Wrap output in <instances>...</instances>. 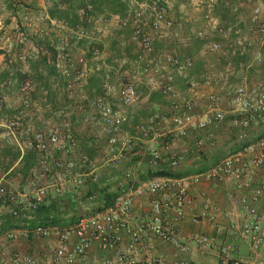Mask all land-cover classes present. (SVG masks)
I'll return each instance as SVG.
<instances>
[{
    "label": "built area",
    "instance_id": "2783aa9c",
    "mask_svg": "<svg viewBox=\"0 0 264 264\" xmlns=\"http://www.w3.org/2000/svg\"><path fill=\"white\" fill-rule=\"evenodd\" d=\"M222 2L233 14H237L244 5L250 7L249 35L242 34L239 28L222 24L211 9L204 12L202 23L195 33L205 41L203 50L206 52L222 55L230 50L245 56L235 69L239 79L236 83L229 82L227 69L207 64L200 82L189 78L187 86L179 89L175 85L174 74L186 75L194 65L193 59L159 51L155 47L159 39L169 41L181 38L172 17L174 0H147L142 3L129 0L126 10L115 19L114 24L119 29L132 28L135 56L130 61L121 56L112 59L117 67L116 81L112 80L108 70L98 73V94L89 96L85 91L90 68L86 55H76L65 34L55 43L54 62L72 100L69 110L73 121L66 120L55 128L23 126L20 119L27 115L32 102L29 85L21 86L20 116L0 122V139L14 142L21 150L36 152L41 176L51 169L55 173L50 184L46 182L36 186L32 190L33 195L28 197L4 183L7 171H3L0 163V197L13 204L9 209L12 215L26 217L28 211L43 201L49 187L53 188L56 197L65 198L69 183L83 187L86 176L92 181H99L102 176L93 169L96 162H102L111 170H122L123 174V178H118L117 193L107 207L95 209L89 214L82 213L67 226L36 225L31 229L40 238H54L56 241L50 252L42 254L48 264L84 261L93 244L101 251L112 252L118 264H137L134 254L153 248L156 239L172 246L175 254L189 252L190 245L180 239L176 227L168 224L167 218L170 210L174 211L175 221L183 218L184 207L188 203V188L202 180H225L231 184L229 198L237 208L235 212L220 210L215 204L206 202L195 215V220L208 221L213 225L215 234L227 231L238 234L247 241L252 254L248 259L230 258L229 253L236 251L237 247L222 243L218 246L219 264H264V137L252 138L250 134L252 126L264 125V80L254 78L264 68V0ZM91 8L87 5L86 9L78 10L80 22H84L87 10ZM36 21H49L54 28L66 29V23L50 19L45 11L38 13ZM45 29L38 28L36 34H46ZM76 34L79 38L88 39V45L94 40V36H89L83 27H78ZM23 37L22 33H18L16 41L22 42ZM12 44V40L8 41L9 47ZM90 53L91 58L96 59L100 50L93 47ZM31 55L24 52L19 58L25 60ZM141 83L151 93H159L167 100L168 111L154 110L136 122L134 129L138 135L145 138L177 131L184 136L188 129H196L207 137L209 145H213L215 131L223 126L230 112V125L235 128L234 142L238 147L203 172L182 177L155 176L136 184L139 167L132 164L125 168L124 163L140 136L124 133L123 127L132 117L131 106L139 99L138 86ZM212 85L216 87V92H208L202 98V88ZM223 102L228 105V111L221 107ZM77 123L91 129V137L106 138V146L99 150L95 160L78 148L73 133V125ZM197 147L198 150L204 147L202 139L197 141ZM163 149L170 153L172 166H177L183 159V154L171 151L169 145ZM55 150L61 153L59 157H52L51 152ZM148 154V165L156 167L162 157L161 150L149 148ZM105 179L109 181L112 177L107 175ZM145 194L152 197L150 216L146 222L133 224L130 218L134 200ZM23 210L27 211L26 214L21 213ZM192 240L202 247L215 246L213 238L208 235L195 234ZM175 260L174 264H190L187 259ZM0 264H35V258L9 254L0 247Z\"/></svg>",
    "mask_w": 264,
    "mask_h": 264
},
{
    "label": "crops",
    "instance_id": "0c3cea01",
    "mask_svg": "<svg viewBox=\"0 0 264 264\" xmlns=\"http://www.w3.org/2000/svg\"><path fill=\"white\" fill-rule=\"evenodd\" d=\"M129 0H117V6L108 5L106 3L96 4L94 13L90 18H88V23L93 26L95 31L93 42L98 46L100 54L96 59H92L91 56L88 58V45L85 43V38L78 36H70L67 38L74 37L76 42L71 43L73 47V52L76 55L84 53L88 58L89 64V76L87 83L85 85V91L89 96H94L99 93V79L98 73L103 70L110 71L111 78L113 81H116V66L112 63V59L116 56L125 57L130 61L135 56L136 45L131 38L132 28L130 26L125 28H117L114 24L115 19L118 16H121L127 8V2ZM137 3L146 2L147 0H135ZM15 2L17 0H0V30L3 25L13 21L11 12L15 9ZM48 0H32L31 6L36 9V12L46 11ZM219 0H174L172 17L175 21V28L180 33V39L174 40H163L159 39L155 42V47L159 51L169 52L177 54L182 57H186L185 51L186 47L191 44V41L196 39V30L202 23V15L208 9H211L214 16L222 24L232 26L233 28H239L241 33L244 35H249V21L248 14L250 7L244 5L237 14L229 12L226 14L228 16L221 18L218 13H216V8L218 9ZM93 5V4H92ZM116 11H113V10ZM9 13V14H8ZM9 16H8V15ZM0 41V72L8 68L9 64L14 59L12 52H8L3 48V44L7 42L11 37L7 35H2ZM5 42H4V41ZM199 40V39H198ZM87 41V40H86ZM182 42V43H180ZM7 46V45H6ZM28 46H32L29 43ZM203 48V47H202ZM202 48L198 51L197 54L191 56L193 58L194 65L189 70L186 75H180L175 73V85L179 89H184L187 86V80L189 78L201 81L202 72L207 65V61L203 56ZM32 49L34 47L32 46ZM231 51L224 53L222 58V64L218 63L214 65L217 68H225L229 71L228 80L230 83L238 82L236 76L235 68L232 66V54L229 55ZM190 57V56H189ZM214 60V59H213ZM201 64L200 68L195 71L196 62ZM231 64V65H229ZM26 72H33V69H30L26 64L23 68ZM45 72L43 69L41 70ZM250 77V76H249ZM253 78V76H252ZM254 78L264 80V68L260 70L259 74H256ZM91 80H94L93 82ZM14 81L1 82L0 81V90H4L1 94V100L6 105H13L12 108H16L19 103V99L16 96L17 93L14 91ZM43 86L34 83L32 85V91L37 94V90L41 92V96L33 97L32 93V102L33 107L28 111V114L22 118V121L25 125L32 128H44V127H60L62 123L66 120L73 121V115L70 113L69 104L72 100L68 97V94L64 88V85L58 88L57 93V106L59 112L55 116H46L45 114V99L43 97ZM211 91L216 92V87L214 85L202 88L201 97L205 98V94ZM159 95V93H154ZM145 101V102H144ZM141 103V104H140ZM146 104V106H144ZM224 110L228 111V105L223 102L220 104ZM132 117L130 121L125 124L123 127L124 133L131 135L133 137H139L134 125L140 119L145 118L150 112L154 110L167 113L168 103L164 97H159L158 99H153L151 101L148 97L142 99V101H137L133 106H131ZM5 109L0 110V122H4L6 119ZM63 112V114H62ZM232 114L230 112L226 115V121L223 126L215 131V136L213 138L214 144L209 145V141L206 136L201 131L196 129H188L187 133L184 136H180L177 131H167L160 136L150 135L148 139H143L140 136L133 146L132 154L125 161V168L129 167L132 164H136L138 169V174L136 177L141 179L144 177L143 181L153 177L152 174L155 171H167L170 168L178 177L189 176L199 172H203L211 165L217 163L229 152L234 151L238 145L234 142V132L235 128L230 125V119ZM91 129L85 128L81 124L73 125V133L75 138L78 141V148L85 151L83 147L89 138H93L90 135ZM250 134L252 138L264 137V125L256 124L250 128ZM164 138L170 140L169 149L171 151L183 154V159L177 166H172L170 164L168 153L163 151L165 144ZM202 139L204 142V147L198 150L197 141ZM142 140L144 144L138 145V141ZM168 140V141H169ZM98 141H106L105 137H98ZM12 144H15L12 142ZM7 142L4 139H0V152L5 149ZM17 146V145H16ZM15 147V146H14ZM19 148V147H18ZM149 148H156L161 150L162 157L158 162L156 167H151L147 163L148 157H145V152H148ZM25 150V149H24ZM24 150L20 151L23 153ZM52 157H59L61 155L57 150L51 152ZM96 156L92 158L95 160ZM17 164L15 162L8 170L4 178V183L8 186L13 187L17 190L15 185L18 184V179L15 175H11L12 168ZM151 168V169H150ZM95 172L100 174L102 177L100 180L104 182H111L116 180V178H123L122 170H111L107 168L102 162H96L93 166ZM149 171V172H148ZM110 175L112 179L106 181V176ZM120 177H119V176ZM118 176V177H117ZM141 176V177H140ZM88 176L85 177L87 179ZM99 180V181H100ZM141 181V182H143ZM49 184L52 182L48 181ZM257 183V182H255ZM71 183L68 184V187ZM72 185V184H71ZM49 191H52V187L48 188ZM20 193L30 197L33 195V191L29 188L18 189ZM232 192V185L226 182L225 180L221 181H211V180H202L196 184H191L188 188V203L184 207L183 218L181 220H174V211L170 210L168 214V224L174 225L176 227L180 239L190 245V251L186 253L175 254V250L169 244L156 239L154 241V247L147 249L146 251L140 254H134V258L137 261V264H174L175 259H187L190 261V264H219L220 263V254L218 246L222 243H228L232 246L237 247L236 251L232 250L229 253L230 258H241L248 259L251 257V252L248 250L247 241L241 238L238 234L232 232H225L224 234H215V229L212 224L206 220H195V215L200 212L202 207L206 202H210L218 206L220 210L229 209L233 212L236 211L237 206L229 198V194ZM151 201L152 197L148 194H145L140 197H136L133 203L131 211V223L137 224L146 222L150 216L151 212ZM263 208V205H261ZM27 224L17 223L14 220L4 221L0 225V247L2 250H5L9 254H19V255H29L35 258V264H48L43 257L44 252H50L56 245L54 238H40L34 235L31 232L32 222L31 214L32 211L27 212ZM2 215V213H1ZM3 216V215H2ZM195 234H204L213 238L214 247L206 248L198 244H195L192 240V236ZM165 257L163 261L160 260L161 257ZM77 264H118L117 260L112 252L101 251L96 244H93L88 250L85 260L79 261Z\"/></svg>",
    "mask_w": 264,
    "mask_h": 264
},
{
    "label": "trees",
    "instance_id": "16d2710c",
    "mask_svg": "<svg viewBox=\"0 0 264 264\" xmlns=\"http://www.w3.org/2000/svg\"><path fill=\"white\" fill-rule=\"evenodd\" d=\"M100 3H106L108 5H114L117 6V0H48L47 2V8H46V14L49 16L50 19H57L64 23H66V29L69 31H73L75 33V29L78 27H87L90 25L88 23V18L92 16L94 13L95 5ZM93 4V5H92ZM87 5H91L92 8L90 10H87V16L84 18V22L79 21V17L77 15L78 10L81 8H85ZM219 7L216 8V13L220 15L221 18H224L228 16L230 12L229 8H227L222 0H219L218 3ZM25 6V5H24ZM29 6L25 7L26 10ZM31 7V6H30ZM113 11H116L115 9ZM226 20V19H225ZM49 23V21H47ZM226 25V24H224ZM66 36H68L67 33H65ZM69 37V36H68ZM196 39L191 41V44H189L186 48V57L194 56L198 53V51L204 46L205 41L201 40L197 36H194ZM68 42L73 43L72 39H75L74 37L67 38ZM199 39V40H198ZM30 40L32 42V45L34 47V50H29L28 52L31 53V57L26 58L25 60H22L18 57V54L12 59V62L8 65L9 67L2 70L0 72V81L1 82H10L14 81V91L17 93L18 99L21 96L20 88L21 86L28 84L29 85V95L32 102V85L34 83L43 86L44 93L42 94L46 106L45 107V114L46 116H55L59 112L61 114V110L59 111L56 98L58 93L59 86L61 87L63 85V79L58 72L56 66H55V55H56V49H55V39L53 40L49 35L45 37L38 36L37 34H34L30 36ZM86 41V40H84ZM93 47L98 46L92 42L88 45V58L91 56V49ZM232 53H229V55ZM232 66L236 69L238 67L239 62L245 59V56L233 53L232 54ZM224 57V56H223ZM192 58V57H191ZM193 59V58H192ZM223 60V59H222ZM28 65L30 69H33L34 71L29 73L23 70L25 65ZM201 64L197 61L195 71L199 69ZM44 70L45 72L41 71ZM92 82L94 80H91ZM141 86V85H140ZM139 89V86H138ZM4 92V90H0V110L5 109L6 113V119H16L20 116V110H21V102L19 101L16 108H12L10 105H6L1 100V94ZM37 94L33 93V97H39L41 96V92L37 90ZM148 90L144 91V94L153 101V99H158V97H161L162 95L159 94H150ZM163 97V96H162ZM33 107V102H32ZM32 107L29 109L31 110ZM28 110V111H29ZM28 114V112H27ZM20 122L25 127H30L25 125V123L20 119ZM32 128V127H30ZM33 129H39V128H33ZM150 136L143 138L148 139ZM169 140V139H168ZM166 138H164L165 145L170 146V140L168 141ZM7 142V146L5 149H3L0 152V163L2 165L3 171H7L15 162L17 164L12 168L11 175H15L18 179V184L20 186V189H26L29 188L31 191L41 184H44L48 181L53 180L54 177V170L51 169L45 176H41V165L39 162V158L36 152L25 149L23 153L20 151V148L16 146V144H12L10 140H5ZM14 143V142H13ZM138 145L144 144L142 140H139ZM15 146V147H14ZM106 146V141L101 142L98 141V138H89L88 142L83 146L85 147V151L88 153L89 158H94L99 150ZM163 151L167 152L165 149ZM168 153L169 160H170V153ZM145 157L149 158V154L146 151ZM171 164V160H170ZM151 169V168H150ZM149 172V171H148ZM119 176V175H118ZM117 176V177H118ZM123 176V175H122ZM153 177L155 176H177L170 168L167 169V171L161 170V171H155L152 174ZM120 177V176H119ZM141 177V176H140ZM120 179V178H119ZM118 178L116 180H113L111 182H104L102 180L100 181H92L89 177L85 181V185L83 187H77L73 184L67 188L65 193V198H58L55 196L53 188L52 191H47L46 197L43 199L42 202L37 204L36 208L32 209L31 214V222L32 226L36 225H50V224H57L59 226H67L69 224H72L75 222V220L81 215L82 213H91L95 209H103L107 207L111 201L113 196L117 193V183L119 181ZM144 177L141 179H136V184L141 183L143 181ZM33 183V186H32ZM11 187V186H10ZM13 204L10 203V201L4 200V197H0V225H2L4 218L5 221H12L14 220L17 223L24 222V225L27 224V211L23 210L21 213H25L27 216L24 217L22 215H19L18 217L12 215L9 212L10 207H12ZM29 212V211H28ZM2 213V215H1ZM32 227V228H33Z\"/></svg>",
    "mask_w": 264,
    "mask_h": 264
},
{
    "label": "rangeland",
    "instance_id": "374dc122",
    "mask_svg": "<svg viewBox=\"0 0 264 264\" xmlns=\"http://www.w3.org/2000/svg\"><path fill=\"white\" fill-rule=\"evenodd\" d=\"M15 4H16L15 9L11 12L14 23L13 22L11 24H10V22L6 23V25H3L2 29L0 30V34L2 33V35L5 34L8 37H11L8 40H6L7 42H5L4 41L5 39L2 38V36H0L2 39H4L3 41L5 42L2 45L3 48L5 50H8V52H10V53L12 52L13 57H15L17 54L19 57V55L21 53L28 52L29 50H34V49H32L33 45L31 47L28 45H29V43L31 44L30 36L36 34V32H38L37 31L38 28H46L45 30L47 33L42 35L41 37H45V36L49 35L53 40L55 39V42H57V39L65 33H67L70 36L76 35V29H75V33H74L73 31H69L67 29L54 28L49 23H46V22L45 23L37 22L36 16L38 15L39 12H36V9L31 6L32 0H17V2H15ZM27 6H29V7L26 10L25 7H27ZM84 30L87 32V34L89 36H94L93 30L95 31V29L93 28L92 25H88L87 27H84ZM18 33H22V35L24 36L23 37L24 39L22 42L16 41V35ZM38 36H40V35H38ZM11 40L13 41V44L11 47H9L8 41H11ZM72 40H73L72 41L73 43L76 42L75 39H72ZM85 40H87V41H85V43H86V45H88L89 40L88 39H85ZM0 41H1V39H0ZM180 43H182V42H180ZM71 47H72V45H71ZM72 49H73V47H72ZM203 49L204 48H202L203 56L205 57L208 65L209 64L216 65L218 63L222 64V62H223L222 56H224V55L212 54V53L204 51ZM229 65H231V64H229ZM145 90H148V89L146 88V86L144 84L141 83V86H139V99H138V101L141 102L142 99L147 97L144 94ZM152 94H154V92ZM144 106H146V104ZM15 187L17 188V190L20 189L19 184L15 185Z\"/></svg>",
    "mask_w": 264,
    "mask_h": 264
}]
</instances>
